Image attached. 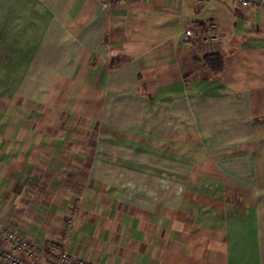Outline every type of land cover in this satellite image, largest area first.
Masks as SVG:
<instances>
[{
  "label": "crops",
  "instance_id": "1",
  "mask_svg": "<svg viewBox=\"0 0 264 264\" xmlns=\"http://www.w3.org/2000/svg\"><path fill=\"white\" fill-rule=\"evenodd\" d=\"M0 227L51 260L264 264V9L0 0Z\"/></svg>",
  "mask_w": 264,
  "mask_h": 264
},
{
  "label": "built area",
  "instance_id": "2",
  "mask_svg": "<svg viewBox=\"0 0 264 264\" xmlns=\"http://www.w3.org/2000/svg\"><path fill=\"white\" fill-rule=\"evenodd\" d=\"M114 1V0H106ZM201 0H199L200 2ZM240 7L259 6L264 9V0H231ZM216 25L214 21H208L204 27V37L208 41H213L216 38ZM193 38V33L189 27L182 31V39L190 41ZM70 220L64 223L65 231H68ZM63 238L60 239V245L63 243ZM0 264H101L95 260H90L83 257H76L61 248L54 257L50 259L48 255L42 251L37 245L30 240L21 237L18 233L12 230H6L0 227Z\"/></svg>",
  "mask_w": 264,
  "mask_h": 264
},
{
  "label": "trees",
  "instance_id": "3",
  "mask_svg": "<svg viewBox=\"0 0 264 264\" xmlns=\"http://www.w3.org/2000/svg\"><path fill=\"white\" fill-rule=\"evenodd\" d=\"M220 59L216 56V57H213V56H206L205 57V61L207 63H210L211 67L214 69V70H218L220 68V64L218 66V64H214V62H217L219 61Z\"/></svg>",
  "mask_w": 264,
  "mask_h": 264
}]
</instances>
